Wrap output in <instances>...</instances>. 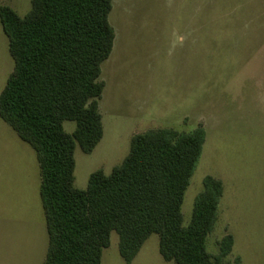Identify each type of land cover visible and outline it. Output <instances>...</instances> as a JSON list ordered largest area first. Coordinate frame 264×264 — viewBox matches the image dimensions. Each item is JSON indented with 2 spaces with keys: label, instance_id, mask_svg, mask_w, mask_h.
<instances>
[{
  "label": "rangeland",
  "instance_id": "1",
  "mask_svg": "<svg viewBox=\"0 0 264 264\" xmlns=\"http://www.w3.org/2000/svg\"><path fill=\"white\" fill-rule=\"evenodd\" d=\"M20 15L31 0H0ZM116 38L103 62L99 100L104 135L91 153L75 149V185L92 172L110 173L133 135L153 128L190 132L206 140L186 190L184 224L192 220L204 178L224 183L219 218L207 249L231 233L228 264H264V0H113ZM14 69L0 22V93ZM76 122L65 121L67 132ZM35 149L0 117V264H42L48 233ZM102 264H127L112 232ZM131 264H176L163 258L152 234Z\"/></svg>",
  "mask_w": 264,
  "mask_h": 264
},
{
  "label": "trees",
  "instance_id": "2",
  "mask_svg": "<svg viewBox=\"0 0 264 264\" xmlns=\"http://www.w3.org/2000/svg\"><path fill=\"white\" fill-rule=\"evenodd\" d=\"M113 0H31L20 15L0 3L14 69L0 93V117L36 151L48 248L42 264H102L112 232L131 264L152 234L163 258L176 264H228L234 236L219 253L207 237L219 218L221 179L207 175L184 224L182 205L202 155L206 130L153 128L132 136L130 150L110 173L75 185V149L91 153L104 135L101 68L114 47ZM74 121L73 132L64 128ZM235 264H241L237 257Z\"/></svg>",
  "mask_w": 264,
  "mask_h": 264
}]
</instances>
